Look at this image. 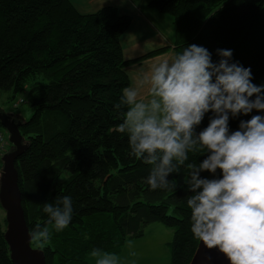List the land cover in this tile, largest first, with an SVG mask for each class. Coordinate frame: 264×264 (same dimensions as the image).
Masks as SVG:
<instances>
[{
    "label": "trees",
    "instance_id": "16d2710c",
    "mask_svg": "<svg viewBox=\"0 0 264 264\" xmlns=\"http://www.w3.org/2000/svg\"><path fill=\"white\" fill-rule=\"evenodd\" d=\"M150 6L172 17L176 54L196 44L218 62L216 50L231 49L230 62L250 68L252 82L264 84V0H152ZM131 24L115 6L82 14L71 0H0V96L10 103L24 94L33 109L30 119H19L27 147L16 168L29 230L40 224L51 232L47 242L31 243L46 264H88L94 248L118 254L154 223L174 231L172 264H190L197 250L186 168L168 177L174 191L151 190V166L129 154L127 135L116 130L127 110L114 107L131 84L126 67L139 62L127 61L121 45ZM212 115L205 114L197 133ZM252 115L264 112L230 118V131ZM205 155L189 152L188 162ZM65 195L73 200V217L56 232L43 204ZM6 228L0 217V264H14Z\"/></svg>",
    "mask_w": 264,
    "mask_h": 264
},
{
    "label": "clouds",
    "instance_id": "9594fccd",
    "mask_svg": "<svg viewBox=\"0 0 264 264\" xmlns=\"http://www.w3.org/2000/svg\"><path fill=\"white\" fill-rule=\"evenodd\" d=\"M216 52L220 59L213 62L207 48L190 44L154 64L136 86L122 90L114 107L127 110L116 130L127 135L129 154L151 166L146 178L151 190L174 191L177 184L168 177L186 168V205L196 240L230 264H264V115L240 120L238 130L229 128L230 118L264 112V84L252 82L250 68L230 62L231 49ZM209 112L207 127L197 133ZM189 152L206 155L191 163ZM42 210L47 225L60 232L72 220L73 200L65 195ZM29 236L47 242L51 232L36 224ZM90 256L95 264H120L117 254L101 248Z\"/></svg>",
    "mask_w": 264,
    "mask_h": 264
},
{
    "label": "crops",
    "instance_id": "0c3cea01",
    "mask_svg": "<svg viewBox=\"0 0 264 264\" xmlns=\"http://www.w3.org/2000/svg\"><path fill=\"white\" fill-rule=\"evenodd\" d=\"M82 14H91L106 6H115L123 15L132 17L130 28L121 36L124 58L136 61L126 67L130 87L136 86L154 64L164 59L171 60L175 53V31L172 17L164 15L150 6L152 0H71ZM166 49L164 52L144 58L150 53ZM142 98H147V88Z\"/></svg>",
    "mask_w": 264,
    "mask_h": 264
},
{
    "label": "water",
    "instance_id": "95a60500",
    "mask_svg": "<svg viewBox=\"0 0 264 264\" xmlns=\"http://www.w3.org/2000/svg\"><path fill=\"white\" fill-rule=\"evenodd\" d=\"M0 125L8 132L9 140L14 147V150L2 159L3 169L0 177V205L6 213L5 239L9 246L11 259L14 264H46L44 252L31 245L32 239L29 236L30 230L19 187L16 162L27 147L20 132L22 122L0 111ZM209 257L211 259H208ZM190 264H230V262L218 250H209L202 241H199Z\"/></svg>",
    "mask_w": 264,
    "mask_h": 264
},
{
    "label": "rangeland",
    "instance_id": "374dc122",
    "mask_svg": "<svg viewBox=\"0 0 264 264\" xmlns=\"http://www.w3.org/2000/svg\"><path fill=\"white\" fill-rule=\"evenodd\" d=\"M164 15L169 14L164 13ZM7 99V94L0 96V111L12 114L16 120H28L31 118L33 109L24 94L19 95L10 103L6 102ZM22 100L23 103L21 102ZM11 150L13 151L14 147L9 144L1 155L0 177L3 169L2 159ZM5 216L6 213L0 207V217L4 218ZM173 235L174 231L163 224L154 223L149 225L143 237L127 241L121 252L117 254L120 257V264H172L170 245ZM87 261L88 264H95V260L90 254L87 256Z\"/></svg>",
    "mask_w": 264,
    "mask_h": 264
},
{
    "label": "built area",
    "instance_id": "2783aa9c",
    "mask_svg": "<svg viewBox=\"0 0 264 264\" xmlns=\"http://www.w3.org/2000/svg\"><path fill=\"white\" fill-rule=\"evenodd\" d=\"M7 145H9V142L6 139L3 131L0 129V158H2L1 155L4 153V149L7 147Z\"/></svg>",
    "mask_w": 264,
    "mask_h": 264
}]
</instances>
